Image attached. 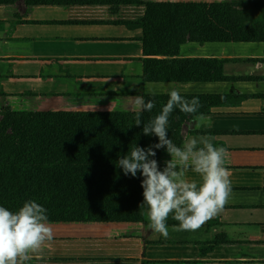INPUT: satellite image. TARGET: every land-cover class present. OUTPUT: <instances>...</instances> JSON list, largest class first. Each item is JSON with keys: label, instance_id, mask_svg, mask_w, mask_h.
<instances>
[{"label": "crops", "instance_id": "0c3cea01", "mask_svg": "<svg viewBox=\"0 0 264 264\" xmlns=\"http://www.w3.org/2000/svg\"><path fill=\"white\" fill-rule=\"evenodd\" d=\"M71 1V0H68ZM227 3L264 0H141ZM142 5H0V129H143L130 96H221L207 123L181 127L227 149L231 195L223 210L196 230L169 216L168 238L137 223H49L53 240L28 264H264V41L186 42L174 59L208 60L204 82L143 79ZM155 60H167L163 56ZM213 78V79H212ZM162 152L161 169L170 160ZM186 178L200 177L189 169Z\"/></svg>", "mask_w": 264, "mask_h": 264}, {"label": "trees", "instance_id": "16d2710c", "mask_svg": "<svg viewBox=\"0 0 264 264\" xmlns=\"http://www.w3.org/2000/svg\"><path fill=\"white\" fill-rule=\"evenodd\" d=\"M14 0H0L11 4ZM27 6L74 4L142 5L140 20L146 82H204L208 60L174 59L186 42L264 41V4L236 8L227 3H150L141 0H25ZM163 56L167 60H155ZM213 79V78H212ZM156 107L141 113L147 123L166 104L167 94L142 95ZM199 98L194 115L177 108L169 117L168 137L181 146L185 120L211 115L221 96ZM158 143L143 129H0V206L15 212L34 200L47 210L49 223L144 222L142 177L125 176L117 163L134 145ZM165 149L156 150L159 163Z\"/></svg>", "mask_w": 264, "mask_h": 264}, {"label": "clouds", "instance_id": "9594fccd", "mask_svg": "<svg viewBox=\"0 0 264 264\" xmlns=\"http://www.w3.org/2000/svg\"><path fill=\"white\" fill-rule=\"evenodd\" d=\"M167 102L160 113L147 123L140 114L151 112L153 100L142 95L130 96L129 108L137 113L135 126L143 123V134L155 136L158 143L147 148L134 145L130 153L118 159L125 176L141 174L143 203L147 206L148 229L167 239L169 216L183 230H196L218 215L231 195V171L226 167L227 149L213 144L209 136H189L182 147L168 137L169 117L177 108L194 115L201 107L199 98L186 99L177 87L167 90ZM207 123L196 116L197 128ZM165 149L171 157L163 169L155 159L156 150ZM191 169L200 183L186 178ZM47 210L34 200L25 202L15 212L0 206V264H28L33 254L41 253L53 240Z\"/></svg>", "mask_w": 264, "mask_h": 264}]
</instances>
